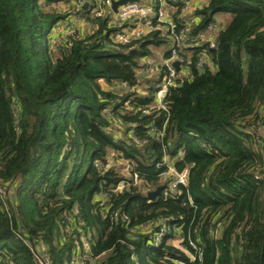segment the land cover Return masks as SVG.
<instances>
[{"label": "trees", "instance_id": "16d2710c", "mask_svg": "<svg viewBox=\"0 0 264 264\" xmlns=\"http://www.w3.org/2000/svg\"><path fill=\"white\" fill-rule=\"evenodd\" d=\"M55 1L0 0V264H264V0L196 8L188 75L145 115L156 86L138 72L170 40L114 46L106 16ZM72 18L93 31L60 32ZM164 155L186 182L149 197Z\"/></svg>", "mask_w": 264, "mask_h": 264}, {"label": "built area", "instance_id": "2783aa9c", "mask_svg": "<svg viewBox=\"0 0 264 264\" xmlns=\"http://www.w3.org/2000/svg\"><path fill=\"white\" fill-rule=\"evenodd\" d=\"M113 1L115 0H78L77 4L78 6L87 4V8L84 9H89L91 14L107 17L108 26L114 28L113 32L110 34L111 44L114 46L128 44L132 40L150 32H156L160 38L170 40L171 44L168 46V51H170V53L167 57H161V61L158 65L152 66L144 63L147 70L150 68V70L153 72L155 71V73L159 72L160 68H162L163 75L158 78L154 74L153 83H155L156 90L152 92L153 100L151 106L141 109L142 115L147 114L149 110L153 108L167 112L165 98L169 89L178 83V78H183L188 75V70L184 65V57L179 51L185 47L183 44L184 30L196 24L199 20V17L194 14L195 8H189L190 0H134L118 5L116 10L113 11ZM177 9H181L182 16H184V22L182 24H184L185 27L184 29H180L178 33H176L177 23L173 18ZM71 32L75 33L74 29L69 25L68 33L65 35L71 36ZM209 45H214L212 40ZM173 62H178V70L173 67ZM120 87L125 88L129 92L133 90V88H128L125 83H121ZM145 93L146 91L144 93L140 92V94ZM164 126L165 123H163L161 128L154 129V136L158 141H161L164 136ZM133 141L136 144L144 143V141L135 138ZM162 147L164 148L163 144ZM162 163L166 164L168 167L164 178L168 177L169 179L163 189V195L167 197L170 193L174 192L178 184H185L187 171L185 169L180 172L174 171L166 155H164ZM136 177V175H133V179H136ZM254 177L258 178L259 174H255ZM124 186V181H120L116 190H121ZM157 227L159 228L158 225ZM160 234L161 232L156 234L154 240L155 244L158 242Z\"/></svg>", "mask_w": 264, "mask_h": 264}, {"label": "rangeland", "instance_id": "374dc122", "mask_svg": "<svg viewBox=\"0 0 264 264\" xmlns=\"http://www.w3.org/2000/svg\"><path fill=\"white\" fill-rule=\"evenodd\" d=\"M66 5H70V2L69 0H56L54 2V4L51 6L53 8H59L61 9L60 11H66L64 8L66 7ZM64 7V8H63ZM195 8V7H193ZM227 17L229 18V16L227 15ZM68 20H65L63 22H61V25L59 27V31L62 32L63 34H66L68 33V28H69V25H71V27L74 29H76L77 27L80 28L81 32L82 30L85 31V35L86 34H89L91 31H92V28H87L86 26L87 25H83V24H80L79 22V19H74L72 18V24L69 22H67ZM79 21V22H78ZM85 27V29H83ZM216 28L215 29H210L208 31H206L204 34H203V38H207V36H213L216 32ZM75 32V30H74ZM76 33V32H75ZM75 33H70V35L72 34H75ZM161 51H162V47H159L157 48L156 50H154V54L150 57H147L145 60H143L142 63H147L148 65H158L159 62L161 61ZM154 74H155V71H151L150 68L147 70V69H140L139 72H138V75L139 76H142V77H146V78H153L154 77ZM146 84V81L145 80H142V83H141V90L140 92L141 93H144L145 90H143L142 88H145L144 85ZM104 88H110L114 91H119L120 88H118L117 86L115 85H111V84H102ZM114 128L117 130L118 129V126L115 124L114 125ZM257 131L260 135H264V128L262 126H258L257 128ZM264 148V147H263ZM109 160H111V157L109 158ZM122 166H123V169H121V172L126 175L127 174V161L126 160H122V162L120 163ZM174 242H176L174 240ZM84 245L86 244V242L84 241L83 242ZM45 264V263H44Z\"/></svg>", "mask_w": 264, "mask_h": 264}, {"label": "crops", "instance_id": "0c3cea01", "mask_svg": "<svg viewBox=\"0 0 264 264\" xmlns=\"http://www.w3.org/2000/svg\"><path fill=\"white\" fill-rule=\"evenodd\" d=\"M77 1L78 0H70V4H72L73 6H75L77 8V6H78ZM206 2H207V0H190L189 1V8H193V7H195V9L196 8H200L201 6H203L204 4H206ZM83 5H80L78 7L79 8H87V6H88V5H86L85 7H83ZM65 8H67V5H66ZM215 19H216V27L219 29V28H222L226 24V22L228 21L229 18L227 17V14H226V15H216ZM79 21L78 22L80 24L87 25L86 26L87 28H90V29L92 28V26L90 25V23H88V22H86L84 20H79ZM83 29H85V27ZM75 32L78 33V35L85 34V31L82 30V32H81L80 28H78V27L76 28Z\"/></svg>", "mask_w": 264, "mask_h": 264}, {"label": "water", "instance_id": "95a60500", "mask_svg": "<svg viewBox=\"0 0 264 264\" xmlns=\"http://www.w3.org/2000/svg\"><path fill=\"white\" fill-rule=\"evenodd\" d=\"M127 1H134V0H115L113 1L112 3V10L115 11L117 6L122 4V3H125ZM87 4H84L83 7H85ZM173 67L178 70L179 69V65H178V62H173ZM165 187V185H162V186H158L157 188H155L154 190L152 191H149L148 192V196L149 197H154L155 195L159 194L160 191L162 190V188ZM156 230H158V227H156Z\"/></svg>", "mask_w": 264, "mask_h": 264}]
</instances>
